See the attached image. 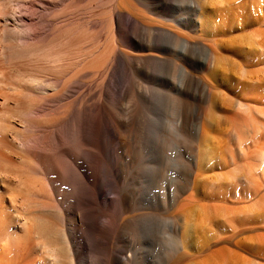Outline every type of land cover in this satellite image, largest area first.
I'll use <instances>...</instances> for the list:
<instances>
[{
    "label": "bare ground",
    "instance_id": "6f19581e",
    "mask_svg": "<svg viewBox=\"0 0 264 264\" xmlns=\"http://www.w3.org/2000/svg\"><path fill=\"white\" fill-rule=\"evenodd\" d=\"M64 1L35 0L33 2L31 0L28 11H31L30 16H32L40 8L45 12V15L47 14L46 16L43 15L44 19H41L43 25L46 27L53 24L58 25L55 19L58 20L61 17V10L59 15L54 13L55 16H49L51 14L49 10L57 9L58 3ZM84 1L87 0H70L69 4L72 3L70 7L72 6L75 11L74 4ZM164 2L165 0H108L100 6V8L107 7L108 14L106 13V16L109 15L108 24L110 26L108 35L106 34L104 39L102 35L101 40L103 41L101 43L98 42L100 40L98 37L97 43L99 44H96V48L86 49L82 54V60L75 63L77 66L72 68L70 72L63 76L58 75L53 79L51 78L56 97L61 98L60 96H63L68 100L65 108L62 111H56L58 115L50 120L48 119V121H30L26 126L24 125L26 136L20 132L18 134V131L15 132L16 136L22 138L23 141L39 144L41 147L45 143V138L50 136L52 144L59 150L64 139H69L73 134L81 140L82 143L75 158H70L67 162L64 159L69 178L68 182L75 186V192L68 206H63L57 194L53 193V189H50V193H46L45 184L51 188L52 181L46 183L42 175H40L42 178L31 177L32 175L26 173L31 167L32 159L29 162V157H26L29 159L30 164H28L27 170L23 171L20 169L22 167L13 168L15 162L10 155H0V171L6 174V178L0 180V190L5 189L9 193L10 225L17 227L20 225L23 231L21 236L13 234L11 242H9L11 239L6 240L4 238L3 248L6 250L8 259L3 260H7L6 264L10 263V253H12V264H37L35 257L38 256L58 264H63L65 259H67L68 264H86L85 252L88 248H91L92 243L90 245V241L87 240L85 235L93 227V229L96 228V218L87 216L86 211L82 208V195L86 190L83 182L79 181L80 177L78 178V176L79 174L84 176L89 182V166L94 162L96 155L100 152L104 153L105 149L104 145L97 144L100 143L97 142L98 140L92 141V137L95 135L94 127L90 117L91 108L86 103L91 99V96L71 91L80 88V85H77L82 82L77 80L79 77L76 78L79 73L83 78L85 75L92 74V77L88 76L91 79L94 77L93 72L98 74L102 69L105 74L112 76V79L120 70H130L134 74L144 75L148 72L146 70L148 68L146 67L147 64L167 65L169 69H172L171 72L175 69L176 71H174L178 73L177 93L170 99L172 110L175 113V118H177L173 132L176 138H179L177 146L179 152L181 151L189 157L190 163L187 164L193 167L194 173L191 170L185 173L179 172L181 173L179 177L181 180H179L182 184L176 185L175 193L190 189L192 192L189 201L196 200V198L202 200L200 197L205 193L204 195H207L206 199H214L218 202H225V204L227 202L234 205L233 208L229 206L227 209V207H224V203V206L219 203V205H212L213 208H210L214 211L216 217L220 215L218 210H225L221 218L229 224L227 235H219L211 239L208 237L201 238L200 243H197L190 250L184 235L181 233L179 242L176 238L173 239L174 247L166 254L161 264H182L185 261L190 262L192 260H200L201 264L239 263L237 253L224 245L238 248L247 256H253L255 252H264V234L260 235L258 239L251 234L254 230L252 225L264 218V205L259 207L257 211L252 209L253 205L251 207L246 205L240 208L235 207V205L241 203L238 198L239 192H245L241 197L243 202L247 197H250V190L259 187L254 178L255 171L259 169L261 175H264V0H183L185 5L189 6L190 14L181 16H175L172 12H168ZM101 15L97 14V17L86 19L85 22L88 28L98 29L100 31L99 35L102 33L99 29L103 28V17ZM33 17L28 16L26 18L27 25L30 24L31 26L33 24ZM207 22L208 24H206ZM179 29L185 31V33H180ZM33 30H30V32ZM111 41L116 45V48L113 43L110 46ZM168 42L177 48V57L181 60V64L175 63L168 57L160 56L164 54ZM79 50L84 51V47L81 45ZM196 54L202 55L201 60L197 61L199 66L196 67L200 75L192 77L188 70L194 67ZM106 62H108V65L105 64ZM182 64L186 66L184 67ZM78 67H81V69L78 70ZM130 71L129 75H131ZM218 72L228 82L223 86L225 93L222 92L221 98L216 101L214 94L216 86L219 85ZM85 78L87 77L85 76ZM30 80L32 82L36 81L35 83L38 84H36L37 86H34L35 83L31 84L29 90L31 99L30 105H28L30 106L28 114L32 115L36 113L37 109L43 107L49 95H46L47 92L36 90L39 86L40 89L45 90V79L31 74ZM192 85L195 91L194 97L198 102L202 105L208 103L207 107L204 106V108L198 109L197 118L194 115L195 120H192L187 113L190 104V92L188 90ZM133 92L131 88L125 87L122 96L129 102L133 101ZM36 96L38 98L35 100L34 97ZM100 96L101 93H99ZM206 108L209 110L207 118L203 116ZM127 118L130 121L135 118L136 126L140 123L139 117H133L132 114L127 115ZM121 127L128 131L131 124L121 123ZM113 133L116 134L115 131ZM208 138H211L221 151L219 161L211 169L205 168L206 162L209 161L208 153H206ZM122 142L120 139L121 146L124 145ZM26 161H24V165L27 163ZM133 161H135V158ZM136 162L138 161L136 160ZM229 167L231 168L227 170ZM188 168L190 169L189 166ZM181 169L183 170V168ZM101 183L97 184V182L90 180L91 186L88 189L93 202L94 199L96 201L98 196V189L102 187L100 186ZM117 194L119 197L118 205L121 206L128 198L127 193L120 192ZM29 196H34L33 201L29 199ZM232 198L236 200L232 201ZM37 199H43L39 204L44 206L47 202H45V199L51 201L55 208H57L55 204H59V222L62 228L61 231L64 234L66 255L63 254L60 242L57 239H54L51 245H48L49 243L47 244L45 241V243L36 241L38 235H36L37 237L34 236L37 229L33 221V219L36 220V213L30 212L28 210L30 206L28 205L37 203ZM106 201L108 203L112 202L108 198H106ZM2 203L3 195L0 191V228L3 227L6 221V209H4ZM261 204H264V201ZM21 214L25 216H23L22 222L19 220ZM132 225V222L123 223L122 226H119L121 227L119 230ZM33 228H35L36 233ZM218 228L217 223L216 229L218 230ZM241 234H245V236L240 237ZM259 240H261V243H259ZM111 247L113 254L109 260L120 264H138V257L130 245L111 243ZM174 258L176 259L174 260ZM241 263L252 264L248 258L243 259ZM96 264H106V262L99 259Z\"/></svg>",
    "mask_w": 264,
    "mask_h": 264
},
{
    "label": "rangeland",
    "instance_id": "374dc122",
    "mask_svg": "<svg viewBox=\"0 0 264 264\" xmlns=\"http://www.w3.org/2000/svg\"><path fill=\"white\" fill-rule=\"evenodd\" d=\"M30 1L0 0V155H10L15 162L13 168L22 167L20 169L23 171L27 170L28 164H30L29 162L32 159L31 167L26 173L30 176L32 175L31 177H41L40 175H42L46 183L47 181H52L53 185L51 188L45 184L46 193H50V189H53V193L57 194L63 206H68L75 192V186L68 182L69 178L64 162L65 160L66 162L69 161L70 158H75L79 152L81 140L73 134L69 139H64L59 150L52 144L48 134L46 135L48 137L44 140L43 147H41L39 144L23 141L22 138L16 136L15 132L18 131V134L20 132L26 136L24 127L30 121H48V119L50 120L52 117L57 116V112L65 108L68 100L63 96H60L61 98L56 97L51 83L52 79L55 76H63L70 72L72 68L77 66L75 63L82 60V54L86 49L92 50V47L99 44L97 43L99 39L98 42L101 43L103 41L101 40L102 35L103 39L106 34L108 35L110 26L108 24L109 15L106 16L107 7L103 6L100 8L108 0L76 2L74 4L76 7L75 11L72 6L70 7L72 5L71 2L69 4L70 0H62L64 2H59L60 5L57 2L58 8L56 7L57 9L52 11L49 10L51 13L49 16H55L56 13L59 15L61 10V17H57L58 20L55 19L58 25L53 24L47 27L41 21L47 14L45 15V12L40 8L39 10L37 9L38 12L35 11V14L30 16L31 11H28ZM32 1L35 2V0ZM164 3L167 11L172 12L175 16L190 14L189 6L185 5L183 0H165ZM97 14H102L101 16L103 17V28L99 29L102 32L100 35L98 29H90L85 23L86 19H94ZM28 16L30 18L34 16L31 26L30 24L27 25L25 21ZM39 21L40 23H38ZM30 30L33 31L30 32ZM179 30L180 33H185V31ZM107 42L109 43V41ZM112 43L111 41L110 46ZM81 45L84 47V51L79 50ZM166 45L167 48L166 50L164 49V54L160 56L168 57L175 63L181 64V60L177 57V48L173 47L169 42ZM114 47L116 48V45ZM195 58L194 67L189 69L190 71L187 69L192 77L200 75L196 67L199 66L197 61L201 60L202 55L196 54ZM105 64L108 65V62ZM149 65H146V67H150L149 69L146 68V70L150 73H145V76L134 74L130 70H120L118 71L119 75L117 72L112 79V76L105 74L102 69L98 74L93 72L95 78L91 79L92 74H89L90 77L85 75L87 78L83 75V78L81 73H79L76 78L79 77L77 80L82 82L77 85H80V88H76L77 91H75L76 89L71 91L91 96V99L86 103L91 108L90 117L95 134L92 137V141L98 140L97 142L100 143L97 144L104 145L105 149L104 153L100 152L96 155L94 162L89 166V182L84 176L80 174L78 176V178L82 179H79V181L83 182L85 190H88V192H83L82 208L86 211L87 216L96 218V228L93 229L94 227H91L92 231L90 230L85 235L87 240L90 241V245L92 243L91 248H88L85 252L86 264H96L99 259L104 260L106 264H120L109 260L113 254L111 243L130 245L138 257V264H161L166 254L174 247L173 239L176 238L179 242L181 233L184 235L190 250L197 243H200L201 238L208 237L211 239L215 236L228 234L229 224L221 218L225 210H218L220 215L216 217L214 211L210 208H213L212 205H219V203L221 206L225 205L224 207H227V209L229 206L233 208L234 205L227 202L226 204L225 202H218L214 199H206L207 195L205 196V193L200 197L203 202L201 199L197 200L198 198H196L197 201H189L190 193L192 192L190 189L185 192L175 193L176 185L182 184L181 178H179L181 173L189 170L194 173L193 167L187 164L188 162L190 163L189 157L181 153V151L179 152L177 148L179 138H176L173 132L177 118H175V113L172 110L170 99L177 93L178 73L175 72V69V71L171 72L172 69H169L167 65ZM79 68L81 69V67H78V70H80ZM129 71L131 75H129ZM31 74L46 80L44 84L45 90L40 89V86L36 90L38 92L39 90L47 92L46 95H49V99L46 98L47 102L45 101L43 107L37 109L35 114L29 115L28 109L30 106L28 105H30L31 99L29 90L30 86H32L31 84L36 82L30 80ZM139 76L141 77L139 78ZM217 77L219 85L216 86L217 88L215 87L214 96H216V101H219L221 93H225L223 86L228 80L223 79L224 76H221L219 72ZM36 84L34 86L38 85ZM131 84L132 86H130ZM123 87L131 88L132 92L134 91L133 101L129 102L122 96ZM188 91L190 92V104L187 113L192 120H195L198 116L197 113H199L198 109L204 108V106L207 107L208 103L206 102V104L202 105L198 102L194 97L193 85L189 87ZM99 93L103 96L99 97ZM37 98V96L34 97L35 100ZM208 113L209 110L206 108L203 116L207 118ZM130 114L133 117H139L141 124L139 123L136 126L135 118L130 121L127 118V115ZM194 115L196 118H194ZM121 123L131 124L132 129L130 127L128 131H125L121 127ZM114 131L116 134L113 133ZM120 139L121 142L123 141L122 144H124L122 146L120 145ZM206 146L209 161L206 162L205 168L211 169L219 161L221 151H219L211 138L207 139ZM26 157H29V162ZM134 158L135 161H133ZM24 161L27 162L25 165L23 164ZM184 163L187 164V167ZM10 167L12 168V166ZM180 168H183L184 171L180 170ZM0 174V180H2L6 174L1 171ZM254 178L259 187L250 190V197H247L243 202L241 197L245 192H239L238 198L241 203H238L235 207L240 208L245 205L251 207L253 205L252 209L257 211L259 207L264 205L261 204L264 201V175H261L259 169H257L254 173ZM90 180L97 182V184L102 182L100 185L102 189L99 186L98 196L96 201L94 199V202L89 193ZM0 191L3 195L2 205L6 209V221L3 227L0 228V264H6L7 260L4 261L3 259H8V256L5 248H3V242L8 238L11 239L9 240L11 242L13 234L21 236L23 231L20 225L19 227L10 225L9 193L5 189ZM120 192L127 193L129 198H126L121 206L118 205L119 197L117 194ZM106 198L111 199L112 202L108 203ZM29 199L33 201L34 196H29ZM235 200V198H232V201ZM40 201H43V199H37V203L28 205L30 206L28 210L36 213V216L34 215L36 220L29 216L35 222L34 225L37 229L36 233L35 228H33L36 233L33 232V235L35 234V237L38 235L36 241H45L47 244L49 243L48 245H51L52 241L57 239L60 242L63 254L66 255L64 234L61 231L62 228L59 222L58 209H60V206L55 204V206L57 205V208H55L51 201L47 199H45V202H47L44 206L39 204ZM21 216H19V220L22 222L25 216L22 214ZM126 222H132L133 225L119 230L121 228L119 226ZM217 223L219 225L218 230L216 229ZM252 228L254 230L251 234L258 239L260 235L264 234V218H261L258 223H254ZM243 236L245 234L240 235V237ZM256 239L255 242L257 243ZM259 241L261 243V240ZM224 246L237 253L239 261L237 264H242L241 262L245 258L250 259L252 264H264L263 251L261 253L255 252L253 256H247L238 248L228 245ZM11 255L12 253L9 254V264L13 262ZM35 259L37 264H58L41 256L35 257ZM63 262V264H68L67 259ZM182 264L201 263L200 260H192L190 262L185 261Z\"/></svg>",
    "mask_w": 264,
    "mask_h": 264
}]
</instances>
